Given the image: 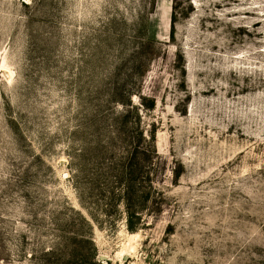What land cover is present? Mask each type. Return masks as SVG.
<instances>
[{"label": "rangeland", "instance_id": "1", "mask_svg": "<svg viewBox=\"0 0 264 264\" xmlns=\"http://www.w3.org/2000/svg\"><path fill=\"white\" fill-rule=\"evenodd\" d=\"M0 264H264V0H0Z\"/></svg>", "mask_w": 264, "mask_h": 264}, {"label": "trees", "instance_id": "2", "mask_svg": "<svg viewBox=\"0 0 264 264\" xmlns=\"http://www.w3.org/2000/svg\"><path fill=\"white\" fill-rule=\"evenodd\" d=\"M142 155H144L145 157L147 156L148 158L151 156L150 154H148V152H146L143 149H140ZM153 155V153H152ZM133 170L134 167L133 166H126L125 167V172L123 174V181H121L120 184L122 185H127L126 189L121 191V195L122 198L125 199L126 202V206L127 209L129 211V229L131 231L135 230V223L133 222V220L135 219V214H133L132 209L134 208V201L133 199L135 198L134 196L136 195V191L134 188H132V182H134L135 180L132 179L133 177ZM126 182V183H124Z\"/></svg>", "mask_w": 264, "mask_h": 264}]
</instances>
